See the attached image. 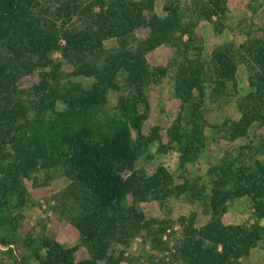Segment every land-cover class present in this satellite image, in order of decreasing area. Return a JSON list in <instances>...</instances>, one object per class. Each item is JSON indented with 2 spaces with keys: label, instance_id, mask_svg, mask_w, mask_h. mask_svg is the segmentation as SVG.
Here are the masks:
<instances>
[{
  "label": "trees",
  "instance_id": "16d2710c",
  "mask_svg": "<svg viewBox=\"0 0 264 264\" xmlns=\"http://www.w3.org/2000/svg\"><path fill=\"white\" fill-rule=\"evenodd\" d=\"M37 1L0 0V136L5 143L6 139L14 142L16 154L21 156L17 168L12 164L9 172L7 169V176L9 174L8 181H19L18 170L26 174L31 160L47 159L49 155L67 164L85 191L82 196L74 195L70 205L80 210L73 223L87 247L88 257L76 260V246L42 241L31 247L30 255L19 264H33V261L35 264H106L111 260L108 254L111 242L127 245L136 233L132 227H146L151 222L143 220L133 206H127L126 193L132 191L136 201L153 194L162 193L165 197L173 192L169 186L171 176L165 167L158 166L148 178L134 168L146 142L141 125L149 109L147 91L155 76L164 73L163 69L147 63L146 52L159 44L174 47L175 54L169 64L175 67L177 82L181 85V101L186 105L196 100V112H199L198 106L227 94L229 83L237 92L239 61L254 71L248 81L255 86L251 84L245 95L237 97L243 111L235 124H231L234 137L249 136V144L242 145L235 157V161L240 162L243 151L252 148L250 133L264 124L261 107L264 101L256 97L264 88V37L243 44L244 54L240 57V52L222 47L213 50L210 56H203L202 47L191 44L193 19L186 23L182 20L178 0H163L160 12L155 11V0H66L55 12L57 23L56 19L49 22L38 15ZM194 4L191 11L194 19L198 16L209 19L211 15L223 14L227 8L226 0H200ZM75 14L78 24L72 21ZM139 27L148 30L143 39L134 33ZM185 34L187 39L183 38ZM112 39L116 44L106 47L105 41ZM53 51H58L62 59H52ZM63 61L71 65L70 72L61 69ZM36 70L39 81L32 90L33 95L29 94L32 96L29 102L37 100L41 116L36 124H21L18 120L20 116L25 117L28 106L21 99L23 92L16 86L17 81ZM71 77L92 80L85 86ZM194 90L199 93L195 97ZM109 92L115 93L112 106ZM57 102L62 104L60 109H55ZM189 123L192 121L187 125ZM249 128L254 130L249 133ZM4 130L14 133L7 137ZM185 130L175 136L182 159L193 149L198 152L205 139L197 121L195 135L193 127ZM182 138L186 143H182ZM195 140L200 147L195 145ZM262 161L255 159L247 166L248 173L242 171L246 166L244 161L238 167V184L242 190L235 194H252L256 200L251 235L264 233V227L259 224V218L264 217ZM232 165L233 162L226 161L216 173L215 188L229 178ZM124 169L131 173L124 177L121 174ZM257 173L262 178H258ZM6 180L3 178L4 182ZM228 195H222V200ZM5 218L0 201V226ZM211 229L207 224L199 230V236L202 232H205L203 237L208 236ZM222 229L221 238H229L231 229ZM232 231L242 232L237 226ZM0 240L9 244L3 237ZM201 243L200 237L196 245H189L185 240L179 251L191 264H200V257L194 255L201 252ZM223 245L226 249L227 245ZM216 259V264L228 262L223 252L214 262ZM149 264L154 263L149 261Z\"/></svg>",
  "mask_w": 264,
  "mask_h": 264
},
{
  "label": "rangeland",
  "instance_id": "374dc122",
  "mask_svg": "<svg viewBox=\"0 0 264 264\" xmlns=\"http://www.w3.org/2000/svg\"><path fill=\"white\" fill-rule=\"evenodd\" d=\"M64 1L66 0H38V15L46 21H55V12ZM178 1L184 16L182 20L186 23L193 19L191 44L201 46L203 56H210L213 50L222 47L240 52V57L244 54L243 44L264 37V0H226L225 12L218 16L211 15L209 19L203 16L194 19L192 16L193 5L200 0ZM162 3L163 0H155L156 12L161 11ZM72 21L79 23L76 14ZM134 33L136 37L143 39L148 30L139 27ZM187 37V34L183 36L184 39ZM115 44L113 39L105 41L106 47ZM174 54V47L167 44H159L145 54L147 63L151 67L163 69L164 73L155 76L147 91L149 109L141 125L143 140L146 142L141 147V154L134 167L144 178L153 174L158 166L165 167L171 176L169 186L173 192L165 197L162 193L158 196L153 194L136 201L132 191L126 193L127 206H133L143 220L151 222L146 227H132L136 233L127 245L111 242V251H108L111 260L106 264H149V261L154 264H191L186 256L181 255L179 247L185 240L189 245H196L199 237L202 250L194 256L200 257V264H216L218 260H214L222 252L228 259L227 264H264V233L250 234L255 221L256 200L252 194H235L237 190H242L241 184H238L240 162H245L246 166L242 168L245 173H248L247 166L255 159H261L264 163V124L256 127L253 134L250 132L254 128H249L252 148L243 151L239 156L240 162L235 161L239 148L249 144L248 135L233 136L232 123L241 117L240 111H243L236 99L239 94L245 95L252 85L255 86L253 80L254 84L248 81L254 71L239 61L236 70L237 92L233 91L229 83L227 94L198 106L199 112H196V100L186 105L181 101V85L177 82L175 67L169 64ZM50 56L55 60L62 59L58 51L51 52ZM61 69L70 72L72 67L63 61ZM71 79L82 82L85 86L92 80L85 77ZM38 81L37 70L22 75L17 81L16 86L23 92L21 99L28 106L25 117L20 116L18 120L21 124H36L41 116L42 109L37 100L29 102L32 99L29 94H32ZM198 94L194 90L193 97ZM256 97H261L260 100L264 101V88ZM108 98L109 105L112 106L116 100L115 93L109 92ZM15 99L16 97L13 101ZM61 107L62 104L57 102L55 109ZM261 107L264 109V105ZM188 121L192 123L187 125ZM196 121L203 131L204 143L200 147L195 140V145L200 147L199 151L195 152L193 149L182 159L175 136L192 127L195 135ZM2 132L7 137L14 133H6V130ZM182 143H186L185 138H182ZM14 145L8 139L5 143L0 136V201L6 216L0 226V239L3 237L9 242L3 244L0 240V264H19L24 257L30 255V248L40 245L42 241L65 247L76 246L74 258H87V247L73 223L80 210L70 205L74 195L82 196L85 191L77 183L70 167L49 155L47 159L42 157L31 160L26 174H21V170H18L19 181H8L9 167L14 164L13 168H17L21 158L16 154L17 146ZM3 155L7 157L2 158ZM226 161L233 162L232 171L224 184L215 188L213 179ZM130 173L128 169L121 171L124 177ZM257 177L262 178V175L257 173ZM3 178L7 180L4 182ZM224 194L229 195L222 200ZM74 204L78 208V204ZM207 224L212 228L210 234L203 237L205 232H202L199 236V230ZM259 224L264 227V217L259 218ZM234 226L241 227L242 232L232 231ZM222 228L231 229L229 238H221L219 233L223 231ZM236 232L238 234L234 236ZM219 238L221 242L218 241ZM223 243L227 245L226 249L223 248ZM32 260L30 259L31 263Z\"/></svg>",
  "mask_w": 264,
  "mask_h": 264
}]
</instances>
